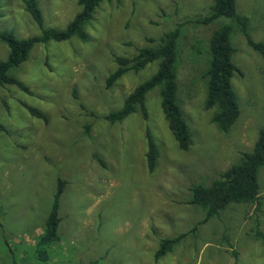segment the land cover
<instances>
[{
  "label": "rangeland",
  "instance_id": "obj_1",
  "mask_svg": "<svg viewBox=\"0 0 264 264\" xmlns=\"http://www.w3.org/2000/svg\"><path fill=\"white\" fill-rule=\"evenodd\" d=\"M0 1V31L14 30L20 38L40 33L24 0ZM38 1L47 28L65 29L80 12L78 0ZM214 1L104 2L86 27L89 42L72 38L37 45L15 70L33 95L12 85L0 88V264H234L233 252L239 264H264V247L253 231L257 216L264 231V169L259 211L256 204L231 205L202 223L204 210L190 203L191 188L210 186L238 164L264 128V58L238 26L232 44L239 70L232 84L241 115L225 133L213 122L216 108L206 107L210 37L221 24H234L193 22L208 15ZM237 13L253 39L264 42V0H237ZM177 28L178 101L193 140L188 151L180 149L169 128L158 89L147 96V120L140 113L121 124L105 119L158 68L151 63L131 69L108 88L107 78L118 67L115 58L132 59ZM8 53L0 44V62ZM148 130L160 152L154 173L146 162ZM60 179L66 183L60 241L43 262L36 244ZM185 234L156 260L163 239Z\"/></svg>",
  "mask_w": 264,
  "mask_h": 264
},
{
  "label": "trees",
  "instance_id": "obj_2",
  "mask_svg": "<svg viewBox=\"0 0 264 264\" xmlns=\"http://www.w3.org/2000/svg\"><path fill=\"white\" fill-rule=\"evenodd\" d=\"M114 0H78L80 12L68 23L65 29L47 28L45 18L38 0H24L26 11L37 24L40 33L29 38H20L14 30L0 31V44L7 46L9 53L5 60L0 62V88L12 85L21 91L33 95L32 90L14 74L30 58L31 52L37 45H48L50 42H66L77 38L82 42H89L90 36L86 27L94 19L96 9L104 2ZM120 2L121 0H115ZM0 1V17L1 14ZM221 20H231L234 24L223 23L212 34L208 43L207 60V102L209 109L216 108L213 122L217 127L227 133L238 121L241 110L233 89L232 80L239 70L233 61L235 48L232 37L235 27L246 38L247 44L264 58V42L253 39L248 30L247 21L237 13V0H215L208 15L195 19L199 25H211ZM180 28L165 35L158 46L141 48L134 58L117 56L115 62L117 69L109 75L106 81L108 88H112L129 70L140 71L151 63H157L156 72L131 92L122 107L110 112L105 119L111 124H121L131 115L140 113L145 120L148 119L147 96L158 89L161 98V107L168 122L169 128L177 140L180 149L188 151L193 143L190 127L185 119L183 110L178 101V68L180 64L179 38ZM34 117L47 120V117L38 109L26 106ZM0 129H4L0 125ZM91 125L87 126L90 134ZM147 153L146 162L150 173H154L160 157L158 145L148 130L146 133ZM103 163V161H102ZM264 169V128L259 132L258 139L252 150L243 152L241 161L230 167L210 186L195 185L191 188V204L201 207L205 212L206 223L221 215L231 205H257L261 185L259 176ZM65 181H58V189L54 195L51 211L46 219L43 233L36 244V254L40 261L49 259V249L60 241L59 227L61 223L60 202L65 192ZM255 221L254 238L264 247V231L260 226L258 216ZM198 228V227H197ZM197 230L196 228L194 229ZM187 234L176 238H166L160 242L155 253L156 260L171 253L174 247L186 237ZM234 264H239L238 253L233 252Z\"/></svg>",
  "mask_w": 264,
  "mask_h": 264
}]
</instances>
